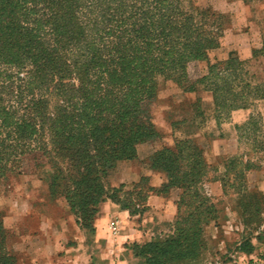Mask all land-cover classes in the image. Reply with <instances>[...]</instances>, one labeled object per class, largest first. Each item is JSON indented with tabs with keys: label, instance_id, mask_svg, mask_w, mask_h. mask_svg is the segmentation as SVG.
Returning <instances> with one entry per match:
<instances>
[{
	"label": "rangeland",
	"instance_id": "1",
	"mask_svg": "<svg viewBox=\"0 0 264 264\" xmlns=\"http://www.w3.org/2000/svg\"><path fill=\"white\" fill-rule=\"evenodd\" d=\"M242 4L257 17H264V0H0V230L5 233L4 252L16 261L11 264H26L34 246L42 243L50 244L38 255L42 264H75L69 259L58 261L63 252L55 251L56 243L63 242L71 249L74 242L68 232L67 238H59L56 227L64 223L80 228V241L91 254L90 264H264V252H255L253 246L254 240L264 244V232L257 234L264 220V194L250 186V181L264 178V119L259 109V101L264 99V72L255 59L263 50L255 51L252 60L238 59L239 77L213 80L223 109L215 108L213 98L201 91L205 84L210 86L208 80L195 83L207 75L210 65L231 58L217 53L225 31L234 28L243 16ZM161 6L165 7L161 19L168 21L178 13L192 18L196 12H204L200 32L207 33L215 47L206 53L205 60L187 64L185 81L176 78L183 85H192L197 94L183 92L176 79L154 77L155 98L141 104L143 117L151 119L157 133L148 142L153 153L172 147L192 132V127L187 128L190 118L206 143L227 139L228 134L229 139L230 130L222 125L231 121L233 111L248 109L246 119L231 130L233 152L225 154L223 163L237 156L249 167L242 175L238 160L229 161L224 174L223 163H207L211 169L198 186L205 199L197 225L193 223L196 205L189 203L190 196L168 184L162 173L165 193H176V212L171 222L156 225L157 233L148 235L147 221L151 219L145 217L142 201L147 180L112 185L109 174L115 165L102 178L104 190L119 188L115 197L128 210L103 198L96 213H91L83 206L81 189H75L70 203L79 218L74 215L63 194L80 184L82 176L75 172L69 157L56 154L54 135L63 125L72 127L84 98L106 92L104 83L92 84V77L83 75L81 68L102 70L112 59L129 54L126 49L132 24L142 21L134 14L139 8L151 10L150 14L155 10L152 21L159 24ZM58 11L64 17L54 22L52 16ZM190 32L192 38L199 34ZM76 73L83 75L82 83ZM245 83L248 87H242ZM232 101L246 107L228 112L225 104ZM61 106H65V113H59ZM73 108H79L78 112L71 114ZM213 121L218 123L216 127ZM56 169L65 177L55 181L58 187L51 188ZM219 179L225 181L224 188ZM211 180L219 181L220 188L208 186ZM106 202L128 216L120 219L113 211H106L102 227L111 239L99 244L94 239V221ZM111 222H115V232L110 229Z\"/></svg>",
	"mask_w": 264,
	"mask_h": 264
},
{
	"label": "trees",
	"instance_id": "2",
	"mask_svg": "<svg viewBox=\"0 0 264 264\" xmlns=\"http://www.w3.org/2000/svg\"><path fill=\"white\" fill-rule=\"evenodd\" d=\"M159 9L160 13L165 7L161 6ZM150 13L151 10L139 8L134 14L137 20L142 18V21L141 24H132L129 47L125 48L129 54H124L122 58L112 59L102 70L97 68L93 71V69L81 68L83 75L88 78L92 77L90 78L92 84L104 83L106 92L101 95L95 93L84 98L81 102L84 105L80 109V114L74 119L72 127L69 125L65 128L66 126L63 125L60 132L54 135L56 154L69 157L75 172L77 170L82 176L80 184L74 185L69 188L70 191L63 194L76 217L79 216V212L77 213L74 205L70 203V196L75 189H81L83 206L86 209L89 208L91 213H96V206L103 198L109 199L123 210H128V207L115 197V193L120 189L104 190L103 179L107 169L112 168L118 161L134 159L135 147L151 141L152 136L157 135L151 119L148 116L143 117L141 113V104L155 98L154 77L162 75L172 80L179 77L185 81L187 64L191 61L205 60L206 53L215 47L211 45L212 38L207 37V33L200 32L203 28L204 12H196L195 17L192 18L187 14L178 13L177 18L174 17V20L169 19V21L161 19V12L159 24L152 21L155 10L152 14ZM63 17L60 11L52 16L54 22ZM190 29L199 33L196 38L190 37L192 32ZM74 33L75 31L72 32ZM236 64H239V61L235 57L225 62H217L208 67L207 75L195 81L197 84H203L205 80H208L210 86L205 84L203 90L211 92L215 108L223 109V107L220 108L223 102L218 97L219 88L212 85V82L213 80L224 81L225 77L233 75L239 77L238 73L241 70ZM31 65L35 66L33 60ZM82 74L76 73L75 75L79 83L83 82ZM179 79H176L175 83L181 87L183 92L196 91L192 85H183ZM243 85L242 87H248L246 83ZM80 89L83 88L80 87ZM111 93L117 94V97H112ZM230 95L238 96L232 92ZM77 104L79 105L80 102ZM80 106L81 104L79 108ZM64 107L61 106L59 113H65ZM244 107H246L245 103L232 101L226 103L224 108L231 112ZM79 108H73L71 114L77 113ZM58 119L61 123L63 122L61 117ZM238 158L234 156L223 163L224 174L227 173L229 161L238 160ZM148 161L153 169L164 173L168 184L183 190L182 195L190 196L189 203L196 205L193 223L199 224L205 198L198 186L208 176L211 169L205 160L203 151L193 140L184 138L176 141L172 147L159 149L149 156ZM237 164L242 167L238 172L243 175L249 166L239 160ZM63 176V172L56 169L51 188L55 185V181L62 180ZM219 181L224 188L225 181L223 179ZM58 186V184L55 185V188ZM146 191L142 197L143 202L150 188H146ZM159 192H167V187H161ZM180 203H182L181 200ZM260 223V231L257 234L264 232V220ZM4 245L5 233L0 230V264L16 262L13 256L4 252Z\"/></svg>",
	"mask_w": 264,
	"mask_h": 264
},
{
	"label": "crops",
	"instance_id": "3",
	"mask_svg": "<svg viewBox=\"0 0 264 264\" xmlns=\"http://www.w3.org/2000/svg\"><path fill=\"white\" fill-rule=\"evenodd\" d=\"M243 5L244 14L243 16L234 24V28H230L225 31L224 38L222 39V49L217 53L222 58L235 57L240 61H249L254 58V52L263 50L258 54L256 62L258 67L262 72H264V17H257L248 5ZM202 92L210 95L212 100V94L209 91L201 90ZM192 93H199L194 91ZM259 109L261 110L264 119V99L259 101ZM249 114L248 109L236 110L231 113V121L224 122L222 126L226 128L229 134L226 135L227 139H215L212 142L206 143L201 134L197 133L193 127V118H190L187 128L192 127V132L186 134L184 138H189L195 142V144L203 151L205 160L208 164H215L220 166L223 161L225 154H231L233 152V135L231 136V130H234L236 124L244 121ZM216 127L218 123L213 121ZM195 132V133H194ZM154 152L153 146L148 143L138 144L135 148V157L132 160H122L115 164L114 169L110 172V182L112 185H121L125 183H138L142 178H146L148 187L150 191L145 200L146 212L145 217L151 219L147 221V234L157 233L156 225L163 223L168 224L174 218L176 212V193L171 191L170 193H160L159 188L163 183L162 172L155 170L151 167L148 162L149 156ZM208 186L220 188V183L217 180H211ZM250 186L256 189L258 192L264 194V178H258L255 181H250ZM106 211H113L120 219L127 218L128 213L121 210L119 207L112 203H104L100 207L98 213V218L94 221V239L99 244L102 240H110L111 236L108 235L107 231L102 227V218L106 215ZM152 222V223H151ZM65 224V223H64ZM57 226L56 230L59 238L63 236L64 238L69 235L73 237L71 246L67 249V245H63V242L56 243V249H60L63 253L58 258V261H63L64 259H69L75 264H90L91 254L85 244L80 241L81 230L75 224L69 225L68 227ZM60 229V230H59ZM68 232V233H67ZM67 234V235H66ZM49 243H42L35 245L29 261L26 264H36L41 263L38 255L44 250H46ZM58 245V247H57ZM254 251L260 250L264 252V244H258L255 240L253 243ZM99 249V248H98ZM106 250V249H105ZM54 251V252H55ZM100 251V250H99ZM254 254L250 255L253 256ZM58 256V255H57ZM80 260V261H79ZM122 264V262H119Z\"/></svg>",
	"mask_w": 264,
	"mask_h": 264
},
{
	"label": "built area",
	"instance_id": "4",
	"mask_svg": "<svg viewBox=\"0 0 264 264\" xmlns=\"http://www.w3.org/2000/svg\"><path fill=\"white\" fill-rule=\"evenodd\" d=\"M110 229H111L112 232H115V230H116L115 222H111L110 223Z\"/></svg>",
	"mask_w": 264,
	"mask_h": 264
}]
</instances>
